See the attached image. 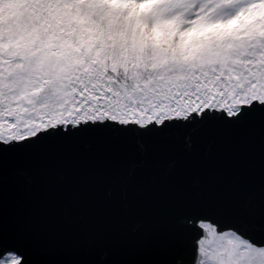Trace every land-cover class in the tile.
Instances as JSON below:
<instances>
[{
    "label": "snow or ice",
    "instance_id": "obj_1",
    "mask_svg": "<svg viewBox=\"0 0 264 264\" xmlns=\"http://www.w3.org/2000/svg\"><path fill=\"white\" fill-rule=\"evenodd\" d=\"M0 264H264V0H0Z\"/></svg>",
    "mask_w": 264,
    "mask_h": 264
}]
</instances>
